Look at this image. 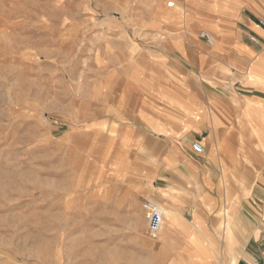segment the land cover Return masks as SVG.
<instances>
[{"label":"rangeland","instance_id":"1","mask_svg":"<svg viewBox=\"0 0 264 264\" xmlns=\"http://www.w3.org/2000/svg\"><path fill=\"white\" fill-rule=\"evenodd\" d=\"M183 16L178 0H0V264H168L142 209L165 208V137L120 126L173 95L185 56L218 64Z\"/></svg>","mask_w":264,"mask_h":264},{"label":"crops","instance_id":"2","mask_svg":"<svg viewBox=\"0 0 264 264\" xmlns=\"http://www.w3.org/2000/svg\"><path fill=\"white\" fill-rule=\"evenodd\" d=\"M178 1L189 29L216 39L218 64L196 52L170 66L173 95L124 113L121 131L165 137L151 152L168 264H264V0Z\"/></svg>","mask_w":264,"mask_h":264},{"label":"built area","instance_id":"3","mask_svg":"<svg viewBox=\"0 0 264 264\" xmlns=\"http://www.w3.org/2000/svg\"><path fill=\"white\" fill-rule=\"evenodd\" d=\"M167 5L173 6L174 3L173 1H169ZM260 23L264 26V21H261ZM200 34L202 37H205L210 41V36L207 32L202 31ZM251 39L254 40L255 38L251 37ZM191 148L197 154H202L205 151L204 146L199 141H193L191 143ZM142 209L147 226V233L149 235L156 234L162 225L163 208L156 201L147 199L142 203Z\"/></svg>","mask_w":264,"mask_h":264},{"label":"bare ground","instance_id":"4","mask_svg":"<svg viewBox=\"0 0 264 264\" xmlns=\"http://www.w3.org/2000/svg\"><path fill=\"white\" fill-rule=\"evenodd\" d=\"M210 36V35H209ZM210 42L211 43H213V40H212V37L210 36ZM173 211V210H172ZM166 213H167V209H166V207L165 208H163V218H164V216H166ZM163 221H164V219H163Z\"/></svg>","mask_w":264,"mask_h":264}]
</instances>
